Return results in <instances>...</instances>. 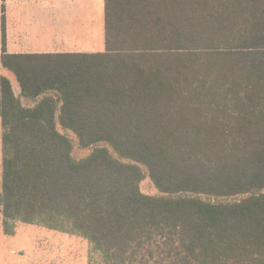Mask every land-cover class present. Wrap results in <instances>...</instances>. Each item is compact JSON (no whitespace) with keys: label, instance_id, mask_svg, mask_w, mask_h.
<instances>
[{"label":"trees","instance_id":"1","mask_svg":"<svg viewBox=\"0 0 264 264\" xmlns=\"http://www.w3.org/2000/svg\"><path fill=\"white\" fill-rule=\"evenodd\" d=\"M4 28L6 234L79 235L90 263L264 264V0H104L98 52L8 53ZM56 120L106 146L75 161Z\"/></svg>","mask_w":264,"mask_h":264},{"label":"rangeland","instance_id":"2","mask_svg":"<svg viewBox=\"0 0 264 264\" xmlns=\"http://www.w3.org/2000/svg\"><path fill=\"white\" fill-rule=\"evenodd\" d=\"M29 1L31 0H6L8 16L21 15L20 21H25L29 31L40 30L43 24H47L42 21V17L47 19L49 16L51 18L54 16L57 29L59 30L58 24H60L61 30L57 34L58 37L53 39L49 37L46 39L21 38L25 43L29 42L32 46L30 48L33 50L47 49V46L53 43H56L55 50L61 51L98 52L104 50V0H63L64 5L59 6L60 12L50 5H40L37 3L38 0H33L35 4H31ZM53 11H56L55 15H53ZM47 20L50 25L53 24V20ZM49 33L56 34V32ZM47 41L49 44H43ZM59 44H63V47L60 48ZM9 74L13 80L16 79L14 73L9 72ZM16 87H19L18 82ZM20 99H22L21 96ZM55 126L71 141V156L75 161L85 158L95 146H106L105 143H99L82 148L72 130L63 127L58 120H56ZM1 135L0 120V192L2 188ZM139 188L145 194H159L148 176L141 180ZM10 249H13V254H10ZM96 259L94 256L91 258L92 263L89 262L88 242L76 234L51 230L38 224L16 222L14 233L5 235L2 231L0 211V264H99Z\"/></svg>","mask_w":264,"mask_h":264},{"label":"crops","instance_id":"3","mask_svg":"<svg viewBox=\"0 0 264 264\" xmlns=\"http://www.w3.org/2000/svg\"><path fill=\"white\" fill-rule=\"evenodd\" d=\"M31 1H29V3L35 4L33 0H31ZM37 3H39L42 6H44V5L49 6L50 5V7L54 8L55 10L57 8L59 12L61 10V9H59V6L64 5L63 0H38ZM7 5H8V3L6 2V0H0V14H1V16L4 15V22H5L4 31H5V37H6V51L8 53L80 52V51L55 50L56 43L48 45L47 49L41 48L38 50H33V48H30V47H32L30 45V43L29 42L25 43V41H23L21 38H31V39H46V37H49L52 39L56 38V37H58V35H57L58 32L61 31L60 30V24H58V27H59V30H58L57 25H56V19L54 16H53V18H51L50 16L47 18V19L53 20L52 25L49 24L47 19L42 17L43 18L42 21L46 22L47 24H43L40 27V30L33 29L32 31H29V30H27L25 21L24 20H22L23 22L20 21L19 17L21 15H19L17 17L16 16H14V17L8 16L7 9H6ZM55 14H56V11H53V15H55ZM49 32H56V34L51 35V33H49ZM15 39H18V40H15ZM41 41H43V40H41ZM43 44H49V43L47 41V42H43ZM11 46H12V48H10ZM59 46H60V48H62L63 44H59ZM60 48H58V49H60ZM0 55H1V20H0ZM5 71H8V72L4 73ZM9 72H12V71L9 70L8 68L4 67L0 61V75L6 77L9 80L14 95L19 96L21 93V89H20V86L18 88L16 87V84L18 81L16 79L13 80V78H12L11 74H9ZM2 231L5 235H8L4 232L3 225H2ZM12 252H13V249H10V254H13Z\"/></svg>","mask_w":264,"mask_h":264}]
</instances>
